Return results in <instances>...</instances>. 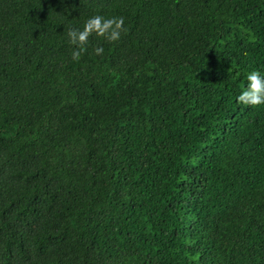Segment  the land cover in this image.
Segmentation results:
<instances>
[{
  "label": "trees",
  "instance_id": "obj_1",
  "mask_svg": "<svg viewBox=\"0 0 264 264\" xmlns=\"http://www.w3.org/2000/svg\"><path fill=\"white\" fill-rule=\"evenodd\" d=\"M253 69L264 0H0V264H264Z\"/></svg>",
  "mask_w": 264,
  "mask_h": 264
},
{
  "label": "clouds",
  "instance_id": "obj_2",
  "mask_svg": "<svg viewBox=\"0 0 264 264\" xmlns=\"http://www.w3.org/2000/svg\"><path fill=\"white\" fill-rule=\"evenodd\" d=\"M124 20L122 17L105 18L101 15H92L84 20L81 27H74L67 32L68 43L72 46L70 58L78 61L86 50L89 37L93 34L103 37L108 42L118 41L121 37ZM102 47L94 49L96 55L103 52ZM238 105L248 107L264 106V74L256 69L248 71L243 87L235 95Z\"/></svg>",
  "mask_w": 264,
  "mask_h": 264
}]
</instances>
